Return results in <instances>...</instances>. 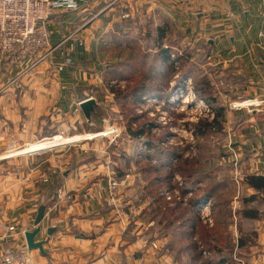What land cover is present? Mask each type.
I'll list each match as a JSON object with an SVG mask.
<instances>
[{
    "label": "crops",
    "instance_id": "crops-1",
    "mask_svg": "<svg viewBox=\"0 0 264 264\" xmlns=\"http://www.w3.org/2000/svg\"><path fill=\"white\" fill-rule=\"evenodd\" d=\"M54 7L48 29L57 49L48 60L24 71L0 54V154L13 146L25 150L0 162V233L8 225L6 243L27 252L30 264H180L171 248L173 236H157L145 214L147 203L137 196L143 189L135 171L122 175L114 170L123 185V211L117 214L99 139L75 134L80 140L72 146L29 152L66 142L39 141L56 132L63 120L69 131H79L71 117L79 101L98 99L99 89L105 93L100 101L111 100L108 84L116 80L105 79L103 72L121 60L114 39L128 31L130 36L145 21L141 35H152L162 44L175 36L178 44L190 46L191 55L201 61L198 69L208 73L212 84L226 85L228 99L262 95L264 0H54ZM225 101L222 113L232 129L234 159L247 171L244 179L264 176V115L229 109ZM58 189L72 199L58 201ZM255 192L248 187L244 193ZM42 205L46 211L36 241L47 240L45 254L30 250L25 237L36 228ZM246 224L255 242L250 253L235 254V262L264 264V218ZM230 228L236 242L238 228Z\"/></svg>",
    "mask_w": 264,
    "mask_h": 264
},
{
    "label": "rangeland",
    "instance_id": "rangeland-1",
    "mask_svg": "<svg viewBox=\"0 0 264 264\" xmlns=\"http://www.w3.org/2000/svg\"><path fill=\"white\" fill-rule=\"evenodd\" d=\"M137 25L136 29L134 28L133 31H131L130 36L128 35L129 31L126 35L129 37L133 35V38L135 39L132 41L135 47L130 50L131 52H137L135 53L134 58L131 53L132 58L135 60V64L139 66L141 64V59L144 56H148L147 58L150 65V63H153L154 55H156V53L166 50L170 56L172 65H163L162 62H160V58L157 57L155 58V67L163 66L165 71L163 70L160 72L150 70V66L143 68L146 73H149L152 76L153 74L161 75V77H152V79H149L148 83L150 87L147 91L150 92L141 96L143 94L141 93V90L137 91L135 97L139 99L130 97L128 100H123V106V101H118L115 93L109 90L107 96L111 97L110 101H107V99V103H103V101L97 99L98 106L93 112L92 124L87 123L82 111L74 112L71 117L76 120V125L79 126L78 128L80 129L79 131H69L67 137H74L75 134H82L85 136L97 131H103L104 118L111 116L122 130L118 143L117 145H109L106 139L99 140L101 141L100 148L103 150V155L108 152L115 164H118L117 168L114 164L115 173L120 174L121 171L125 173L135 171L138 173L140 166H138L136 161L138 159H143L142 157L145 155L152 156V163L154 164L164 161L167 165L174 166L179 160L177 161L176 157L171 155L173 151H176L181 156V159H186L190 162L198 161L194 165V167H196L195 177H199L201 180L196 186L201 185L206 187L213 185L215 182L217 183L216 188L218 189L216 192L219 197H217L216 201L219 203L218 216H220V209H227L231 205L236 207L237 204H239L240 201L238 202L237 197L242 194L240 183L247 172L245 167H242V162L238 164V158L234 159V153L237 151L234 148V138L231 137L232 129L227 124L226 113H224V118L220 117L218 120L221 121L222 129H219V125L216 123L213 124V127L208 129L204 126L207 122H210L215 118L216 110L222 108L225 109V90L227 86L221 83L212 84L213 82L210 80L211 89L199 96V94L196 93L197 86L204 85L206 78L202 76L204 70L200 71V69H197V71L195 70L192 74L194 65L199 68L201 64L199 59H196L193 57L194 55H191L194 53V50L191 49L190 46L178 44L177 37L175 36L169 37L165 40L164 44H162L163 42L160 43V40L152 37V35L148 37L141 35L143 33L142 30L144 29L143 26L147 25V21ZM122 26L124 25L120 24V27ZM145 30L146 32L151 33L150 28H146ZM121 34V36L125 35L123 32ZM156 39L159 40L161 47L157 45ZM183 50H185V52H183ZM180 51L183 52V55L179 57L181 54ZM129 55L130 54L127 53L122 56L127 57ZM161 69L162 67L158 68V70ZM189 69L191 73H186L184 75V72H188ZM116 81H113L112 83L110 82L111 85L123 87L130 82L126 79H124V83L122 84L119 83L120 81ZM138 89L140 88L137 87L136 90ZM96 97L99 98L98 96ZM207 98H215V100L210 105V102L205 100ZM77 108L78 104L74 110ZM128 109H131L133 114L140 115L138 124L150 126L149 129L152 135V139H150L151 141L145 136L136 138L129 132L125 116L123 115L124 112H128ZM62 124H64V120L55 129L56 132L49 134L46 137L54 136L59 133V130L62 129ZM151 125L153 126L151 127ZM200 131H204V133H201ZM160 136L162 137L161 139ZM66 138L64 139L66 140ZM152 143L154 148L149 149L148 145H152ZM13 148L14 146L8 150ZM16 150L18 149L10 152ZM162 151L165 152V155L160 153ZM138 174L140 177L139 185L142 184L139 189H143V191L137 193V196L139 199H143L142 201L147 203V207L151 206L154 197L150 195L148 196L147 192L144 190L149 176H146L143 173ZM184 182L185 179L183 176L178 172H175L174 178L172 177L169 183L170 185L163 186L161 195H163L167 201H170L171 205H175L176 202H179L182 207H186L189 197L194 194L192 192L195 190V187L192 191H189L190 193L188 196L183 195L181 188ZM169 196L170 198H168ZM197 208L199 213H203V217H209V215H211V217L214 218V209H211L210 201H201L197 205ZM148 209L150 210L151 207H148ZM236 222L237 220H234L233 222L232 226L234 228ZM234 228H232L233 231L235 230ZM154 231L155 233L158 231L156 225ZM228 237L230 241L233 238L231 228ZM173 244V247L177 245V243L174 242ZM184 258L185 261H187L186 256H184ZM236 260L237 257L235 258V261ZM183 261L184 259L180 258L179 263L181 262L180 264H182L184 263ZM187 264L190 263L187 261Z\"/></svg>",
    "mask_w": 264,
    "mask_h": 264
},
{
    "label": "trees",
    "instance_id": "trees-1",
    "mask_svg": "<svg viewBox=\"0 0 264 264\" xmlns=\"http://www.w3.org/2000/svg\"><path fill=\"white\" fill-rule=\"evenodd\" d=\"M114 40L116 42V48H120L121 50V60L117 64L112 63L108 69L104 70L105 79L117 81L126 79L130 82L123 87L108 84L109 90L115 93L116 98L121 102L123 100H128L130 97L139 99L135 97V93L141 90V93H143L141 96H143L145 93L150 92L147 91L150 87L148 83L149 79H152V77H161V75H154L153 73L152 76L146 73L143 68L150 66V70L161 72L164 70V67H155V58L159 57L163 65L168 64V66H170L172 65L170 56L166 50H162L154 55L153 63H150V65L147 58L148 56H144L141 59V64L137 66L133 59L137 52L130 51L135 47L132 43L135 39L124 36L122 38H115ZM156 41L157 45L161 47L159 40L156 39ZM127 53L130 55L127 57L122 56ZM131 53L133 54V58ZM159 67H162V69L158 70ZM197 69L198 68L194 65L192 74L195 70L197 71ZM186 73H191L190 69L188 72H184V75ZM202 76L206 79L204 85L197 86L196 93L199 94V96L211 89L208 73L204 71ZM137 87L140 89L136 90ZM104 95L105 93L99 89L97 92V96L99 97L98 100H101V97ZM205 100L210 102L209 104L211 105L215 98H207ZM124 101L122 102V106ZM223 110V108L220 109V111L216 113L215 118L207 122L204 126L208 129L213 127V124L216 123L219 125V129H222L221 121L218 120L220 117L224 118V113H222ZM123 115L125 116L128 130L134 137L140 138L141 136H145L149 138V140L152 139L149 129L150 126L138 124L140 115L133 114L131 109H128V112H124ZM152 126L153 125H151V127ZM200 132L204 133V131ZM161 138L160 136V139ZM148 147L149 149L154 148L153 143L152 145L149 144ZM160 153L164 154L165 152L162 151ZM171 156L176 157L177 161L179 160L174 166L167 165L164 161L154 164L152 163L153 157L150 155H145L142 157L143 159H138L136 161L138 166H140L138 173L149 176L144 190L147 192L148 196L154 197V201L151 206H148L151 207L150 210L147 207L145 214L150 221L155 222L153 230H155L156 225L158 229L157 236L159 237L172 234V251L175 258L179 261L180 258L184 259V263L182 264H187V261L190 264H236L235 254H241V252L250 253V246L255 242L254 233L250 232L251 234H248L250 228L247 229V221L264 218V210H261V206L264 205V176L248 175L243 179L240 183L242 194L237 197L238 201H240L239 208L234 209L231 205L227 209H220L219 212L221 215L218 216L219 203L216 199L219 196L216 192L218 189L216 188L217 183L215 182L213 185L206 187L201 185L196 186L201 180V178L195 177L196 167H194V165L198 161L190 162L186 159H181V156L176 151H173ZM175 172H178L185 179L181 188L183 195L188 196L190 193L189 191H192L195 187V192H192L194 194L189 197L186 207H182L179 202H176L175 205H171V202L167 201L165 197L161 195L163 186L170 185L169 183L172 177L174 178ZM121 174L123 175L125 172L121 171ZM248 187L253 188L256 192L246 195L244 192ZM203 200L210 201L211 209H214V218H212L211 215H209V217H203L202 213H199L197 205ZM234 220H237L236 226L239 231V237L236 242L233 238L230 241L228 237L230 227L233 225ZM173 242L177 243L175 247H173ZM184 256H186L187 261H185Z\"/></svg>",
    "mask_w": 264,
    "mask_h": 264
},
{
    "label": "built area",
    "instance_id": "built-area-1",
    "mask_svg": "<svg viewBox=\"0 0 264 264\" xmlns=\"http://www.w3.org/2000/svg\"><path fill=\"white\" fill-rule=\"evenodd\" d=\"M173 1L189 4L197 0ZM54 14V0H0V54L4 61L10 66L22 67L24 71H28L39 63L48 60L57 49V46H54L51 42V33L48 29V25L54 20ZM127 16L128 15H123L122 18L124 19ZM262 36H264V29L262 30ZM225 98L229 109L246 110L249 113L255 112L264 115V90L262 95H257L252 98L239 100H230L227 96H225ZM84 100L78 102V108L74 110V112L81 111L80 103ZM103 124V131L87 134L82 138L89 140L106 139L109 145H117L122 130L111 116L104 118ZM61 128L59 133L54 136L45 137L40 141L66 138L69 127L64 123ZM77 142L78 140L64 141L56 146L31 151L29 153H40L47 150L52 151L57 148L72 146ZM15 149L14 147L11 150L7 149L1 153L0 162H2L3 159H9L19 155L20 153H9ZM105 157L104 167L107 171L106 174L109 180L108 190L110 202L114 204L117 214L120 215L123 211V205L119 197L123 185L121 180H119L114 173V161L108 152H106ZM1 171L2 167L0 164V172ZM168 198H170V196ZM56 199L58 201L70 200L72 199V194L58 189ZM117 200H119V203ZM1 227L4 231L0 233V264H30L27 252L15 249L6 243L9 237V232L7 231L8 225L3 224Z\"/></svg>",
    "mask_w": 264,
    "mask_h": 264
},
{
    "label": "water",
    "instance_id": "water-1",
    "mask_svg": "<svg viewBox=\"0 0 264 264\" xmlns=\"http://www.w3.org/2000/svg\"><path fill=\"white\" fill-rule=\"evenodd\" d=\"M98 106V102L96 98H88L80 103L81 110L83 115L87 121V123H93V112ZM46 207L44 205L39 207L35 225L36 228L25 233L27 246L30 250L39 249L41 253L45 254V250L43 248L44 244L47 243V240L36 241L37 236L42 232L41 222L45 216ZM54 228H50L48 230V235H52Z\"/></svg>",
    "mask_w": 264,
    "mask_h": 264
},
{
    "label": "bare ground",
    "instance_id": "bare-ground-1",
    "mask_svg": "<svg viewBox=\"0 0 264 264\" xmlns=\"http://www.w3.org/2000/svg\"><path fill=\"white\" fill-rule=\"evenodd\" d=\"M55 139H58V138H55ZM63 139V138H62ZM80 139V137L79 136H74V137H71V136H69V137H67L66 138V142H68V141H77V140H79ZM54 140V139H53ZM10 153H12V154H14V153H25V150H23V149H18V150H16V151H14V152H10Z\"/></svg>",
    "mask_w": 264,
    "mask_h": 264
}]
</instances>
